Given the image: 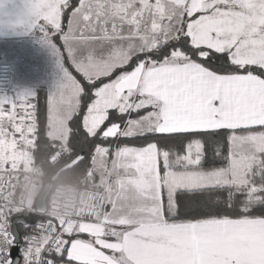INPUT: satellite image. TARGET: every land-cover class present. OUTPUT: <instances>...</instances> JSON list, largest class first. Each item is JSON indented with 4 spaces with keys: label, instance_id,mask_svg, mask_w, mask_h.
Masks as SVG:
<instances>
[{
    "label": "snow or ice",
    "instance_id": "1",
    "mask_svg": "<svg viewBox=\"0 0 264 264\" xmlns=\"http://www.w3.org/2000/svg\"><path fill=\"white\" fill-rule=\"evenodd\" d=\"M30 13L66 55L40 123L68 127L89 191L71 212L14 204L0 155V264H264V0ZM38 100H0L13 152L39 132Z\"/></svg>",
    "mask_w": 264,
    "mask_h": 264
},
{
    "label": "rangeland",
    "instance_id": "2",
    "mask_svg": "<svg viewBox=\"0 0 264 264\" xmlns=\"http://www.w3.org/2000/svg\"><path fill=\"white\" fill-rule=\"evenodd\" d=\"M21 43L23 47L19 45L14 46V44L9 46L5 44L0 45V63L8 64L11 74L10 89L7 93L0 95V100L15 101L19 97L32 96L33 86L39 84L49 86L52 94L62 82L63 73L59 53L54 50L51 43L44 36L37 40L31 38ZM67 135L68 128L66 125L53 122L49 126L48 136L51 139L64 143ZM32 142L33 140L30 138L21 141L20 149L13 152L12 140L9 136L5 135L0 140V155L5 160L9 156L13 157V162L17 165L16 169H20L25 173L22 177L24 185L23 195L19 201L20 205L25 203L27 207H34L40 190V186L35 179V172L28 150L32 146ZM27 174L32 175L36 185L32 186L25 196Z\"/></svg>",
    "mask_w": 264,
    "mask_h": 264
},
{
    "label": "trees",
    "instance_id": "3",
    "mask_svg": "<svg viewBox=\"0 0 264 264\" xmlns=\"http://www.w3.org/2000/svg\"><path fill=\"white\" fill-rule=\"evenodd\" d=\"M64 23L66 24V20ZM60 56L63 64L66 59V55L60 54ZM104 82H107L106 78ZM48 95L49 90L45 86L37 87L34 97L39 98V109L44 113V115L37 121V128L39 132H34L30 137L33 142L32 146L28 149L30 158L32 160V167L35 172V179L40 186L39 192L45 184L50 182L53 175L59 169L78 157L74 149L76 141L69 138V130L66 141L61 143L58 140L51 139L48 136V127L44 128L40 123V120L46 121V98ZM32 103L37 104V100L33 99ZM80 119H82V115L80 116ZM74 124L75 120L70 122V126L74 127ZM59 184H68L76 188H89L83 165L79 164L78 162L72 168L62 171L53 182V186ZM23 186L24 185L22 181L18 191L16 192V201L20 200L23 195Z\"/></svg>",
    "mask_w": 264,
    "mask_h": 264
},
{
    "label": "built area",
    "instance_id": "4",
    "mask_svg": "<svg viewBox=\"0 0 264 264\" xmlns=\"http://www.w3.org/2000/svg\"><path fill=\"white\" fill-rule=\"evenodd\" d=\"M10 67L8 64L0 63V95L7 93L10 89ZM24 171L15 169L10 175V178L6 181L7 191L10 199L14 204L20 205V201L15 200L16 192L18 191ZM28 177V178H27ZM27 188L25 187L24 195L26 196L29 189L36 185V182L32 178L31 174H27ZM89 188L73 187L68 184H59L52 186L47 203L46 211L49 213L55 212H71L78 208L86 199ZM25 208L34 209L33 206L27 207L25 203L21 204Z\"/></svg>",
    "mask_w": 264,
    "mask_h": 264
},
{
    "label": "crops",
    "instance_id": "5",
    "mask_svg": "<svg viewBox=\"0 0 264 264\" xmlns=\"http://www.w3.org/2000/svg\"><path fill=\"white\" fill-rule=\"evenodd\" d=\"M30 4L31 0H0V45L9 46L14 44V46L23 47L21 42L31 38L37 40L43 37L40 29L31 23ZM1 48L3 47L1 46ZM59 57L61 61L60 54ZM38 86L45 85H34L32 96H35ZM45 87L49 90L50 95L51 89L49 86ZM81 238L87 237L82 234Z\"/></svg>",
    "mask_w": 264,
    "mask_h": 264
},
{
    "label": "water",
    "instance_id": "6",
    "mask_svg": "<svg viewBox=\"0 0 264 264\" xmlns=\"http://www.w3.org/2000/svg\"><path fill=\"white\" fill-rule=\"evenodd\" d=\"M79 161V157H76L75 159H73L70 163H68L67 165L63 166L61 169H59L51 178L50 182H48L47 184H45L43 186V188L41 189V191L39 192V194L37 195V198L35 200V204H34V209L36 210H40V211H46V201H47V197L49 195V192L53 186V182L55 181V179L58 177V175L67 169L72 168L73 166H75Z\"/></svg>",
    "mask_w": 264,
    "mask_h": 264
}]
</instances>
